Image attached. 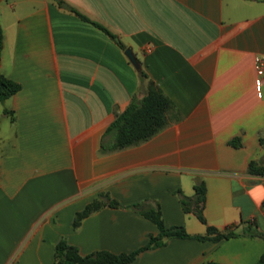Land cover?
<instances>
[{
	"label": "crops",
	"instance_id": "obj_1",
	"mask_svg": "<svg viewBox=\"0 0 264 264\" xmlns=\"http://www.w3.org/2000/svg\"><path fill=\"white\" fill-rule=\"evenodd\" d=\"M62 2L0 0V72L20 84L0 101V264H53L60 236L81 254L132 250L156 232L123 206L141 199L159 204L165 225L202 233L175 192L191 197L196 179L206 223L264 233V172L247 170L250 160L264 168V75L253 67L264 54V0ZM138 68L177 116L139 143L101 151L115 114L146 91ZM99 191L122 206H102L72 227L74 211ZM263 251L264 239L247 234L170 237L125 264H255Z\"/></svg>",
	"mask_w": 264,
	"mask_h": 264
},
{
	"label": "trees",
	"instance_id": "obj_2",
	"mask_svg": "<svg viewBox=\"0 0 264 264\" xmlns=\"http://www.w3.org/2000/svg\"><path fill=\"white\" fill-rule=\"evenodd\" d=\"M55 1L58 4L62 2V0ZM71 10L81 19L90 22L110 37H113V34L100 22L91 19L74 7H72ZM118 44L120 47H124L119 41ZM1 46L2 41L0 34V49ZM137 73L140 79H145L147 77L146 73L141 68L137 69ZM145 86V93L139 98L133 96L126 107L121 112L116 113L114 118L107 125L104 130V135H109V139H101L99 144L101 151H109L139 143L163 128L168 123L170 117L175 118L177 116L172 101L151 79L146 78ZM19 87L20 84L17 81L6 77L0 72V101H3L6 97L14 93ZM3 111L5 113L11 112L9 109H3ZM259 141L264 145L263 139L260 138ZM228 142L232 145H237L239 144V138L237 136L232 137ZM247 170L255 173L264 172V168L258 165L254 160L248 162ZM175 192L178 194V200L182 210L193 212L196 218L205 225L204 232L189 233L182 224L165 225L161 217L159 204L156 201L147 199L136 200L123 204V206L136 210L156 226V232L147 233L146 241L143 244L129 251L113 252L107 249H95L81 254L76 245L67 242L63 236H60L52 247L53 264H125L131 261L139 251L160 246L170 237H191L199 240L210 239L216 241L229 236L247 234L264 239V233L250 225H247L246 229H242V231L238 233L232 229L227 231L221 230L214 225L206 223L202 214L205 196V185L202 179H196L193 182V195L191 197L183 195L180 189H176ZM105 205L122 206V204L111 197L107 191H99L80 209L74 211L70 221L71 226L76 227L84 216ZM263 262L264 251L261 252L255 264H263ZM206 264L223 263L210 260L207 261Z\"/></svg>",
	"mask_w": 264,
	"mask_h": 264
},
{
	"label": "built area",
	"instance_id": "obj_3",
	"mask_svg": "<svg viewBox=\"0 0 264 264\" xmlns=\"http://www.w3.org/2000/svg\"><path fill=\"white\" fill-rule=\"evenodd\" d=\"M253 67L258 79L261 78L264 75V54L254 55Z\"/></svg>",
	"mask_w": 264,
	"mask_h": 264
},
{
	"label": "water",
	"instance_id": "obj_4",
	"mask_svg": "<svg viewBox=\"0 0 264 264\" xmlns=\"http://www.w3.org/2000/svg\"><path fill=\"white\" fill-rule=\"evenodd\" d=\"M61 5H62L63 7H66V8H70V6H69L67 3H65V2H62ZM114 38L117 39L116 37H114ZM123 52H124V54L126 55V57L128 58V60H129V61H130L135 67H138V62H137V60H136L134 54L132 53L130 47H128V46H127V47H124ZM225 230L227 231L228 228H226Z\"/></svg>",
	"mask_w": 264,
	"mask_h": 264
},
{
	"label": "rangeland",
	"instance_id": "obj_5",
	"mask_svg": "<svg viewBox=\"0 0 264 264\" xmlns=\"http://www.w3.org/2000/svg\"><path fill=\"white\" fill-rule=\"evenodd\" d=\"M194 219V218H193Z\"/></svg>",
	"mask_w": 264,
	"mask_h": 264
}]
</instances>
